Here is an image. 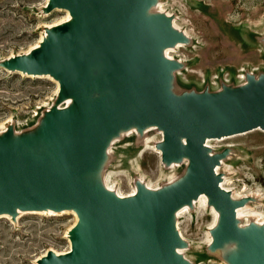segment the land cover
<instances>
[{"label": "water", "instance_id": "95a60500", "mask_svg": "<svg viewBox=\"0 0 264 264\" xmlns=\"http://www.w3.org/2000/svg\"><path fill=\"white\" fill-rule=\"evenodd\" d=\"M159 1L46 0L42 14L60 9L68 18L43 26L28 51L0 59L10 73L58 83L32 125L0 130V216L76 215L69 249H49L36 264H192L177 220L202 196L216 213L206 250L225 264H264V222L237 215L254 198L221 185L217 169L232 148L208 143L264 130V71L215 90L180 88L176 74L185 62L167 51L190 45L191 37ZM151 129L161 133V164L184 167L158 187L135 177L133 192L120 195L105 181L111 146Z\"/></svg>", "mask_w": 264, "mask_h": 264}, {"label": "rangeland", "instance_id": "374dc122", "mask_svg": "<svg viewBox=\"0 0 264 264\" xmlns=\"http://www.w3.org/2000/svg\"><path fill=\"white\" fill-rule=\"evenodd\" d=\"M45 2L0 0V59L28 51L43 35V26L67 18L60 9L42 14L40 7ZM158 9L175 14L174 25L191 37L190 45L169 51L171 57L185 62V68L176 74L180 88L201 90L209 84L215 90L221 81L239 84L246 72L264 71V43L260 40L264 35V0H160ZM57 90V82L49 76L10 73L0 67V130L11 122L17 130L32 125L52 103ZM160 139L161 133L151 129L141 139L130 132L115 141L105 171L107 186L125 195L134 189L135 177L149 187H158L179 175L183 164L170 168L161 164L155 148ZM209 145L215 150L232 148L217 170L227 176L225 186L233 195L254 198L246 205L264 221V131L253 129L211 140ZM202 203L199 200L193 210L186 208V213L178 215L177 227L189 242L183 253L192 264H225L206 250L216 213ZM250 215L243 214L242 222L254 219ZM75 221L72 211L21 212L16 221L1 215L0 264H36L49 249L67 251V231Z\"/></svg>", "mask_w": 264, "mask_h": 264}, {"label": "bare ground", "instance_id": "6f19581e", "mask_svg": "<svg viewBox=\"0 0 264 264\" xmlns=\"http://www.w3.org/2000/svg\"><path fill=\"white\" fill-rule=\"evenodd\" d=\"M162 1V0H161ZM159 3H160V1H159ZM160 6V5H159ZM160 10V9H159ZM161 10H163V9H161ZM66 13V15H67V18H68V16H69V14H68V12L67 11H65ZM66 17V16H65ZM66 18V19H67ZM264 28V27H263ZM42 37V36H41ZM41 37H40V39H41ZM39 39V40H40ZM169 51L170 50H168L167 51V53H168V56H170V54H169ZM173 51V50H172ZM177 76V75H176ZM58 84V83H57ZM256 129H259V130H261L260 128H256ZM264 131V130H263ZM233 136V135H232ZM229 136H227V137H223L224 139L225 138H228ZM223 138H214V139H210V140H208V143H209V141H211V140H215V139H217V140H221V139H223ZM231 158V157H230ZM224 165V164H223ZM175 166V165H174ZM227 177V176H226ZM226 177H224V179H223V181L221 182V185L224 187V188H226V186H225V183L226 182H228V180H227V178ZM227 189V188H226ZM133 192V190H131V192L130 193H132ZM233 193V192H232ZM121 195V194H120ZM234 195H235V193H234ZM236 196V195H235ZM241 196H243V195H241ZM238 197H240L239 195H238ZM199 200H200V202H203V203H205V205H206V202H205V198L202 196L201 198H199ZM198 200V201H199ZM202 203V204H203ZM206 209V208H205ZM186 211V208H182L181 210H180V212H179V214H182V213H186L185 212ZM188 211V210H187ZM47 213V212H46ZM49 214L50 213H53V212H51V211H49L48 212ZM73 214L75 215V213L73 212ZM243 214H251V215H253L254 216V220H256L257 222H264V221H262V220H260L259 219V213L257 212V211H255L253 208H251V207H249V206H243V207H240V208H238L237 209V215H238V217L239 218H242V216H243ZM250 215V216H251ZM75 219H76V215H75ZM182 220V219H181ZM70 245V244H69ZM57 252V251H56ZM57 253H60V252H57Z\"/></svg>", "mask_w": 264, "mask_h": 264}]
</instances>
